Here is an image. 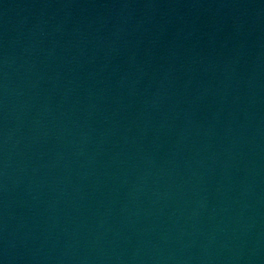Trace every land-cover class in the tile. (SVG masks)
<instances>
[{
    "label": "water",
    "instance_id": "obj_1",
    "mask_svg": "<svg viewBox=\"0 0 264 264\" xmlns=\"http://www.w3.org/2000/svg\"><path fill=\"white\" fill-rule=\"evenodd\" d=\"M0 264H264V0H0Z\"/></svg>",
    "mask_w": 264,
    "mask_h": 264
}]
</instances>
